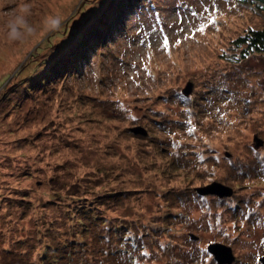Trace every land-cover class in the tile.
<instances>
[{
    "label": "rangeland",
    "instance_id": "1",
    "mask_svg": "<svg viewBox=\"0 0 264 264\" xmlns=\"http://www.w3.org/2000/svg\"><path fill=\"white\" fill-rule=\"evenodd\" d=\"M257 6L0 0V264H264Z\"/></svg>",
    "mask_w": 264,
    "mask_h": 264
},
{
    "label": "water",
    "instance_id": "2",
    "mask_svg": "<svg viewBox=\"0 0 264 264\" xmlns=\"http://www.w3.org/2000/svg\"><path fill=\"white\" fill-rule=\"evenodd\" d=\"M190 86L184 91L186 95L189 94ZM133 133H141L146 134V131L142 128H134L132 130ZM258 143H260L258 141ZM199 195H217L218 197H230L233 193L232 189L220 184L213 183L207 187L197 190ZM208 252L213 256L214 260L217 264H232L234 261V256L232 255V251L229 247L220 244V243H212L207 246Z\"/></svg>",
    "mask_w": 264,
    "mask_h": 264
},
{
    "label": "trees",
    "instance_id": "3",
    "mask_svg": "<svg viewBox=\"0 0 264 264\" xmlns=\"http://www.w3.org/2000/svg\"><path fill=\"white\" fill-rule=\"evenodd\" d=\"M252 3H257V7L264 11V0H249ZM239 44H245L248 47H253L256 50L264 49V28L261 30L250 32V34L244 38L237 40Z\"/></svg>",
    "mask_w": 264,
    "mask_h": 264
},
{
    "label": "snow or ice",
    "instance_id": "4",
    "mask_svg": "<svg viewBox=\"0 0 264 264\" xmlns=\"http://www.w3.org/2000/svg\"><path fill=\"white\" fill-rule=\"evenodd\" d=\"M195 15H196V13H192V16H193V17H194ZM178 22H179V18H177V20L174 21L173 23L176 24V23H178ZM211 22H212V23H215V22H216L215 18H213ZM170 26H171V25H170ZM203 30H204V27H203V25H201V27L199 28V31H203ZM181 31H183V29H181ZM140 42H141V43H145L144 41H140ZM168 46H169V38H168L167 36H165V37L163 38V47L168 48ZM189 123H191V121H189ZM190 131H194V129H190ZM204 255H205V256L208 255V250H207V249L204 250Z\"/></svg>",
    "mask_w": 264,
    "mask_h": 264
}]
</instances>
